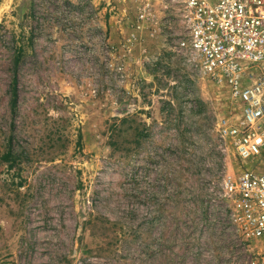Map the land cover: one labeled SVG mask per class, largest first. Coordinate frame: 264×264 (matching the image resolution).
Listing matches in <instances>:
<instances>
[{
  "label": "rangeland",
  "instance_id": "obj_1",
  "mask_svg": "<svg viewBox=\"0 0 264 264\" xmlns=\"http://www.w3.org/2000/svg\"><path fill=\"white\" fill-rule=\"evenodd\" d=\"M183 37L170 1L0 0V264L247 263L223 183L264 152Z\"/></svg>",
  "mask_w": 264,
  "mask_h": 264
},
{
  "label": "built area",
  "instance_id": "obj_2",
  "mask_svg": "<svg viewBox=\"0 0 264 264\" xmlns=\"http://www.w3.org/2000/svg\"><path fill=\"white\" fill-rule=\"evenodd\" d=\"M178 6L180 50L238 104L235 124L221 135L241 161L264 152V0H165ZM231 221L253 252L246 264H264V174L244 169L223 183Z\"/></svg>",
  "mask_w": 264,
  "mask_h": 264
},
{
  "label": "trees",
  "instance_id": "obj_3",
  "mask_svg": "<svg viewBox=\"0 0 264 264\" xmlns=\"http://www.w3.org/2000/svg\"><path fill=\"white\" fill-rule=\"evenodd\" d=\"M26 41H27L26 43L29 44V43H31L32 38L28 37V38H26ZM23 50H24V47L22 45L17 46L15 48L14 57H13V65L16 68H17V66L21 60L22 55H23ZM11 93H12L11 94V101H12V104L15 105L16 104V98H17V76H16V73L13 75ZM243 246L248 247V244L245 242L243 244Z\"/></svg>",
  "mask_w": 264,
  "mask_h": 264
}]
</instances>
